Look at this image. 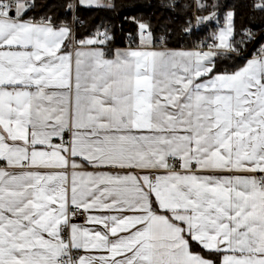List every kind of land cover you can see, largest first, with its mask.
I'll list each match as a JSON object with an SVG mask.
<instances>
[{
  "label": "snow or ice",
  "instance_id": "snow-or-ice-1",
  "mask_svg": "<svg viewBox=\"0 0 264 264\" xmlns=\"http://www.w3.org/2000/svg\"><path fill=\"white\" fill-rule=\"evenodd\" d=\"M81 5L115 7H61ZM38 6L0 0V264H264V45L218 67L255 33L235 40L229 10L211 43L172 49L125 17L113 48Z\"/></svg>",
  "mask_w": 264,
  "mask_h": 264
},
{
  "label": "trees",
  "instance_id": "trees-1",
  "mask_svg": "<svg viewBox=\"0 0 264 264\" xmlns=\"http://www.w3.org/2000/svg\"><path fill=\"white\" fill-rule=\"evenodd\" d=\"M205 9L197 11V15L207 16L213 11L216 18L200 24L197 29L185 33L183 29L189 27V22L193 23V1L192 0H111L114 8H85L78 6L75 8V16L82 25L76 28L78 36L90 35L97 28L108 27L115 39L111 42L113 48L127 47L130 43L129 33H136V25L125 17H135L151 25L153 32V42L164 41L169 48H191L205 41L216 32L224 22V14L235 11L237 34L234 39L239 41L244 37V30L251 29L255 33V38L264 31V16L253 14L250 8L251 0H204ZM73 0H37L38 7L35 10V17L45 13L53 15L57 22L64 21L71 23L73 10H69L61 5H66ZM215 5L216 7H213ZM255 40V39H254ZM247 41L242 45V55L251 57L256 53L258 46L264 43V39L259 45L251 50L253 42ZM135 46V45H133ZM224 58L218 61L221 71L232 70L245 61L244 58L236 57Z\"/></svg>",
  "mask_w": 264,
  "mask_h": 264
},
{
  "label": "built area",
  "instance_id": "built-area-1",
  "mask_svg": "<svg viewBox=\"0 0 264 264\" xmlns=\"http://www.w3.org/2000/svg\"><path fill=\"white\" fill-rule=\"evenodd\" d=\"M193 1V23H192V25H193V28H192V30H194V29H197L198 28V26H196V21H195V16H197V8H196V0H192ZM202 2L205 4V1L204 0H202ZM75 9H73V17H72V21H71V25L74 27V29L76 30V28L78 27V26H81L82 25V21H80L79 19H78V23H73V18L74 17H76L75 16ZM185 29V28H184ZM184 29H183V32H184ZM186 33V32H185ZM212 41H211V37L210 38H208L207 40H205V41H202V42H199L198 43V45H201V46H203L204 44H207V43H211ZM155 45H157V46H160V45H165V43H164V41H160V42H155ZM261 45H264V43L263 44H261ZM260 45V46H261ZM197 46V45H196ZM196 46H192L191 48H195ZM260 46H258V48H257V50L260 48ZM233 55H235V54H233ZM239 57H241V58H244V59H246V58H249V57H243V56H239ZM83 220H84V218L83 217H79L78 219H77V223H83Z\"/></svg>",
  "mask_w": 264,
  "mask_h": 264
},
{
  "label": "water",
  "instance_id": "water-1",
  "mask_svg": "<svg viewBox=\"0 0 264 264\" xmlns=\"http://www.w3.org/2000/svg\"><path fill=\"white\" fill-rule=\"evenodd\" d=\"M263 39H264V31L255 38L251 50L255 49Z\"/></svg>",
  "mask_w": 264,
  "mask_h": 264
},
{
  "label": "crops",
  "instance_id": "crops-1",
  "mask_svg": "<svg viewBox=\"0 0 264 264\" xmlns=\"http://www.w3.org/2000/svg\"><path fill=\"white\" fill-rule=\"evenodd\" d=\"M163 46H166L167 47V45H163ZM120 48H124V47H120ZM167 48H169V47H167ZM172 49H177V48H172ZM185 49H190V48H185ZM251 57H249V58H246V59H250ZM245 60V59H244ZM244 63V62H243ZM83 170H85V171H93V169L91 168V167H87V168H85V169H83Z\"/></svg>",
  "mask_w": 264,
  "mask_h": 264
},
{
  "label": "rangeland",
  "instance_id": "rangeland-1",
  "mask_svg": "<svg viewBox=\"0 0 264 264\" xmlns=\"http://www.w3.org/2000/svg\"><path fill=\"white\" fill-rule=\"evenodd\" d=\"M108 2V0H105V3H107ZM81 7H85V8H89V7H86V6H82L81 5ZM92 8H96V7H92ZM70 24V23H69ZM199 26V25H198Z\"/></svg>",
  "mask_w": 264,
  "mask_h": 264
}]
</instances>
